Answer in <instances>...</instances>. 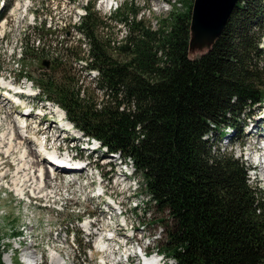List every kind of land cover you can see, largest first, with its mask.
<instances>
[{
  "label": "trees",
  "instance_id": "trees-1",
  "mask_svg": "<svg viewBox=\"0 0 264 264\" xmlns=\"http://www.w3.org/2000/svg\"><path fill=\"white\" fill-rule=\"evenodd\" d=\"M191 5L152 29L125 3L114 18L126 34L112 49L96 33L103 21L90 3L80 27L101 74V100L81 96L71 78L43 77L41 85L77 128L133 159L169 215L164 250L177 264H264L263 194L239 159L215 155L205 139L264 101V0H241L211 49L194 59Z\"/></svg>",
  "mask_w": 264,
  "mask_h": 264
},
{
  "label": "rangeland",
  "instance_id": "rangeland-1",
  "mask_svg": "<svg viewBox=\"0 0 264 264\" xmlns=\"http://www.w3.org/2000/svg\"><path fill=\"white\" fill-rule=\"evenodd\" d=\"M9 1L12 2V0ZM84 1L85 0H30L28 4L30 5L31 12L35 10V13L33 12L34 16H39L41 20L44 19H46V21L52 20L51 25L52 26L54 25L55 27H59L61 29L59 35H61L63 33V25L65 23H71L72 21H75V19L77 18L75 12L77 11V9L81 8L82 5H84ZM116 1H117V6H119L120 3H128V4L131 3L133 7L138 8L139 9L138 17L145 20L146 21L145 23H148L151 20L152 21L155 20V22L156 20L157 21L161 20L162 18L166 17L167 13L171 11V9H177V11L183 12L189 7L190 4H193V0H169L168 3L165 2L166 0H116ZM24 2L27 1L23 0L21 4H23ZM105 4L106 3L100 4L98 0H96L94 3V10L97 11L101 17L108 18L111 12L108 11V8L105 7ZM10 7L11 4L8 5V8L7 10H5V12L8 11ZM44 12H46V14H44ZM14 13L16 17L18 18L20 17L19 11H16ZM263 23H264V17H263ZM51 39L52 38L48 37L47 41L45 42L48 45H50L51 48H53L54 44H51L50 41ZM260 47L262 48V55H263L262 58L260 59V65L264 67V39L261 40ZM61 48H62L61 46L57 45L55 51L57 52V58H58L57 62L61 63L64 66L62 67L63 69L62 68L58 69L57 65H54L51 66L50 69L41 70L38 65V62L30 61V58L32 56H29L30 58H26L25 64L30 70L29 74L33 77L36 83H38L37 79H43L44 74H46L47 76H54L56 80H61L62 78H67V77H71L78 80L80 79L79 73L74 69V66L72 64L76 56L72 55L71 57H67L63 55ZM6 74H8L7 70H6ZM83 85H84L83 88H85V91L89 94V96L93 98V100H95L96 102H99L101 100L100 92L98 90L92 89L90 86H87L85 79H83ZM4 111H5L4 108H0L1 113ZM253 112H257V109H255ZM11 116H12L11 114L8 117L6 116V118H3V115L1 116V120L5 119V127L1 125V121H0V136L1 134L6 133L7 131L6 127L8 126L7 122ZM251 120L252 119L249 120L248 118L245 120L243 116L241 117V119L238 122V125L239 127H241V129L243 128V130H241V132H238L236 137L231 138L232 144L231 146L226 148L224 146L225 141L220 140L221 135L219 131L215 130V132L212 133L210 138L207 139L208 145L212 148L213 151L215 150V155L217 153H220L221 155L224 156L231 155L233 156V158H237L238 155L237 152L235 151L237 143L240 141L246 147L247 144L250 145L253 142V141L250 143L247 142L246 144L247 137L244 132L245 130L244 126H248ZM28 122L30 123V127L37 125L36 118L29 119ZM48 127L49 129L47 131L51 130V126ZM39 130L42 131L41 127H39ZM0 140H1L0 151H2L6 155V158H4V156L0 154L1 163L3 162L2 165L0 166V172L8 170L7 177L5 178L6 181H9L15 177L14 186H13V190L15 192H16L15 190L16 187L22 188L23 191L27 187H29L31 190L35 186V183L33 180L25 181V179L28 176H31L32 173H30L25 168H19L24 161V159L20 158V152L15 149H10L8 152H6L7 150L6 148L8 146L9 141L3 138ZM4 175L5 174H0V177ZM251 177L252 176L250 174V178ZM261 177L263 178L262 174ZM262 178L260 183H258V181L256 182L250 179L249 184L252 187L258 186L260 188V191L264 193V182H263L264 178L263 179ZM16 194L18 193L16 192ZM33 201L38 203L37 200H32V202ZM16 208L17 205H14V200L11 197L5 200L3 192L0 189V209L4 210L5 212L4 215H0V238L4 240L10 239L9 232L6 229L9 227L8 225H11V228H13L17 223L16 217L13 218L15 216V213L18 214L16 212ZM24 221L27 220H21L20 223H23ZM46 240H47L46 236H42V238L39 240V243L37 245H35L34 247L32 245L23 248L22 252L18 254V257L22 258V253L25 252V249H27L26 253H29L31 256L36 254L38 256L41 255L42 257H44L46 251L45 247L50 246V243ZM59 248L61 249V251L67 253V251L62 247ZM69 257L71 258L72 256L69 255Z\"/></svg>",
  "mask_w": 264,
  "mask_h": 264
},
{
  "label": "water",
  "instance_id": "water-1",
  "mask_svg": "<svg viewBox=\"0 0 264 264\" xmlns=\"http://www.w3.org/2000/svg\"><path fill=\"white\" fill-rule=\"evenodd\" d=\"M240 0H193L190 10L188 58L207 53ZM47 66V62H43Z\"/></svg>",
  "mask_w": 264,
  "mask_h": 264
},
{
  "label": "bare ground",
  "instance_id": "bare-ground-1",
  "mask_svg": "<svg viewBox=\"0 0 264 264\" xmlns=\"http://www.w3.org/2000/svg\"><path fill=\"white\" fill-rule=\"evenodd\" d=\"M12 115V112H6L3 113V118H6V116L8 117L9 115ZM23 115V114H22ZM7 131L6 133L1 134L0 139H5L7 141H9L8 146H7V150L6 152H8L10 149H15L18 150L20 152V158L24 159L23 163L20 165L19 168H25L27 169L30 173H32L31 176H28L25 181H30L33 180L35 183V186L29 190L30 192H32L33 194H38L39 193V189H41L43 187V182L39 180V177L35 174V172H41L42 169L40 168V164L37 160V155L35 152H33V149L31 147L30 141L27 139H24L21 136V133L18 130H14V133L12 132L13 126H11L10 122H7ZM49 129V127L47 126L45 129H43L42 131L39 130L36 133H45L47 130ZM259 134V133H257ZM33 137V135H32ZM58 138V137H57ZM1 141V140H0ZM38 143V142H37ZM253 143H255L254 141L249 145V148H252ZM260 144V143H258ZM261 147V145H260ZM18 168V169H19ZM42 174V173H41ZM43 175V174H42ZM41 178V177H40ZM263 179V178H262ZM16 192L18 194H22L23 189L20 187H16L15 188ZM22 258L24 260H27L30 258L29 253H23L22 254ZM52 259H55V257H52Z\"/></svg>",
  "mask_w": 264,
  "mask_h": 264
}]
</instances>
